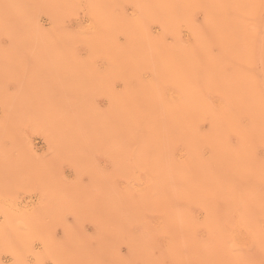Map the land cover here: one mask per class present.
I'll return each instance as SVG.
<instances>
[{
  "label": "bare ground",
  "instance_id": "6f19581e",
  "mask_svg": "<svg viewBox=\"0 0 264 264\" xmlns=\"http://www.w3.org/2000/svg\"><path fill=\"white\" fill-rule=\"evenodd\" d=\"M0 264H264V0H0Z\"/></svg>",
  "mask_w": 264,
  "mask_h": 264
},
{
  "label": "rangeland",
  "instance_id": "374dc122",
  "mask_svg": "<svg viewBox=\"0 0 264 264\" xmlns=\"http://www.w3.org/2000/svg\"><path fill=\"white\" fill-rule=\"evenodd\" d=\"M46 21H47V19H45V18L42 19L43 24H46ZM46 25H47V24H46ZM33 144H35L34 149L37 148V149H38V152H39V150H40V152H41V150H43L44 147H45L43 137L40 136V135H35V136L33 137ZM37 149H35V150L37 151ZM64 170H65V173H66V174H68V175L70 174L69 169L64 168ZM25 198H26L25 200L29 203L30 206H33L34 203L36 202V199H35L36 196H35V195H30V196L25 197ZM33 198H34V199H33ZM34 201H35V202H34ZM33 202H34V203H33ZM2 260H3L4 262H8L9 257L6 256V255H4V256L2 257Z\"/></svg>",
  "mask_w": 264,
  "mask_h": 264
}]
</instances>
